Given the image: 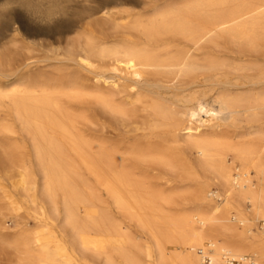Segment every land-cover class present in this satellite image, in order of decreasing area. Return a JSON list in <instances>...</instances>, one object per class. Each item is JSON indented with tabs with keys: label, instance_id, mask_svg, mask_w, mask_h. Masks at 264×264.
I'll list each match as a JSON object with an SVG mask.
<instances>
[{
	"label": "bare ground",
	"instance_id": "6f19581e",
	"mask_svg": "<svg viewBox=\"0 0 264 264\" xmlns=\"http://www.w3.org/2000/svg\"><path fill=\"white\" fill-rule=\"evenodd\" d=\"M1 257L264 264V0H0Z\"/></svg>",
	"mask_w": 264,
	"mask_h": 264
},
{
	"label": "rangeland",
	"instance_id": "374dc122",
	"mask_svg": "<svg viewBox=\"0 0 264 264\" xmlns=\"http://www.w3.org/2000/svg\"><path fill=\"white\" fill-rule=\"evenodd\" d=\"M98 119H99V120H102V121L105 120L101 115L98 117ZM108 130L111 131V129H108ZM1 204L4 205V202H1ZM3 208H5V207L3 206ZM1 214H2L3 217H6L5 219H6V221H7V224H8L11 228H13V227H14V224H12V221L10 220L9 212H7L6 209H3V210L1 211ZM19 221H20V222H23V223H29L31 227H34V226H35L34 221H33L32 219H29L27 216H24V215L21 216V217L19 218ZM13 229H14V228H13ZM5 263H6V259H5V257H1V258H0V264H5Z\"/></svg>",
	"mask_w": 264,
	"mask_h": 264
}]
</instances>
